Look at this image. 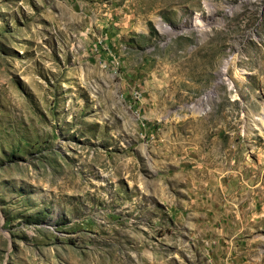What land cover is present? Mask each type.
Masks as SVG:
<instances>
[{
  "label": "rangeland",
  "instance_id": "1",
  "mask_svg": "<svg viewBox=\"0 0 264 264\" xmlns=\"http://www.w3.org/2000/svg\"><path fill=\"white\" fill-rule=\"evenodd\" d=\"M95 263L264 264V0H0V264Z\"/></svg>",
  "mask_w": 264,
  "mask_h": 264
},
{
  "label": "bare ground",
  "instance_id": "2",
  "mask_svg": "<svg viewBox=\"0 0 264 264\" xmlns=\"http://www.w3.org/2000/svg\"><path fill=\"white\" fill-rule=\"evenodd\" d=\"M225 68H226V67H224L223 70H225ZM149 256L152 257L151 254H149ZM115 261H116V260H115ZM117 262H118V261H117ZM95 264H96V263H95Z\"/></svg>",
  "mask_w": 264,
  "mask_h": 264
}]
</instances>
